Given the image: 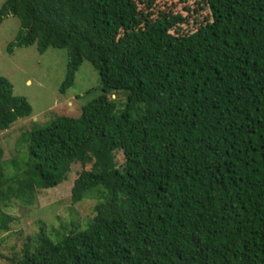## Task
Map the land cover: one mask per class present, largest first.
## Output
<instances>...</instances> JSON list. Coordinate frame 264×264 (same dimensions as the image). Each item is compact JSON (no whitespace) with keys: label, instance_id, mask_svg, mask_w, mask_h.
Listing matches in <instances>:
<instances>
[{"label":"trees","instance_id":"1","mask_svg":"<svg viewBox=\"0 0 264 264\" xmlns=\"http://www.w3.org/2000/svg\"><path fill=\"white\" fill-rule=\"evenodd\" d=\"M135 1L155 2L6 0L0 10V24L20 22L10 55L67 51L61 94L84 61L102 85L79 117L24 134L26 161L12 173L0 147V232L20 221L7 203L32 206L74 165L91 169L72 203L100 194L92 219L24 237L21 252L0 253L6 264H264V0H204L211 16L190 34L181 14L154 18ZM32 114L0 77V134Z\"/></svg>","mask_w":264,"mask_h":264},{"label":"rangeland","instance_id":"2","mask_svg":"<svg viewBox=\"0 0 264 264\" xmlns=\"http://www.w3.org/2000/svg\"><path fill=\"white\" fill-rule=\"evenodd\" d=\"M5 1L0 0V10ZM134 8L136 12H151L154 18L161 13L181 14L186 18V23L182 25L184 34L195 32L211 16L204 0H155L150 10L146 9V4L135 1ZM20 29L19 20L12 16L0 24V77L7 78L14 86L15 95L27 98L33 108L31 117L18 120L11 129L0 134V147L4 152L2 161L7 173L13 172L11 163L17 161L21 166L20 161H26L24 134L35 127L46 128L62 115L79 117L82 108L102 94L100 74L87 61L79 68L74 85L66 94L60 93L66 76V50L50 48L40 54L37 45H33L15 48L10 55L8 47ZM172 33H175L174 30ZM111 99L117 100L118 108L122 109L127 95L123 92L112 93ZM116 160L121 165L123 155L117 153ZM83 169L90 170L91 165H74L63 184L38 194L32 206H21L16 200L7 203L5 211L20 221L12 223L8 231L0 232V253L21 252L23 238L37 236L43 229L48 233L53 229L62 231L61 226L70 225L72 220L83 225L93 218L95 205L100 199L98 192L89 193L79 204L71 200V188ZM0 264L6 262L0 258Z\"/></svg>","mask_w":264,"mask_h":264}]
</instances>
